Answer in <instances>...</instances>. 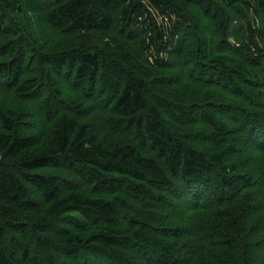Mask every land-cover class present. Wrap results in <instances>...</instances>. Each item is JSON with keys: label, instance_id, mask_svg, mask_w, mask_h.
I'll return each instance as SVG.
<instances>
[{"label": "trees", "instance_id": "trees-1", "mask_svg": "<svg viewBox=\"0 0 264 264\" xmlns=\"http://www.w3.org/2000/svg\"><path fill=\"white\" fill-rule=\"evenodd\" d=\"M0 264H264V0H0Z\"/></svg>", "mask_w": 264, "mask_h": 264}]
</instances>
